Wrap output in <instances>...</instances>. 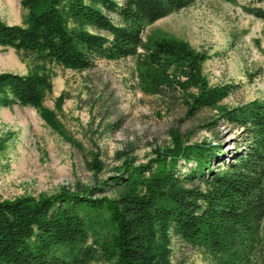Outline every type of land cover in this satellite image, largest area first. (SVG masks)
I'll list each match as a JSON object with an SVG mask.
<instances>
[{
	"label": "trees",
	"instance_id": "obj_1",
	"mask_svg": "<svg viewBox=\"0 0 264 264\" xmlns=\"http://www.w3.org/2000/svg\"><path fill=\"white\" fill-rule=\"evenodd\" d=\"M196 1L20 0L21 25L0 19V48L65 69L87 70L97 60L137 57L142 49L144 88L159 93L178 87L183 119L216 110L189 132L169 129V144L153 150L145 164L135 163L132 150L118 152L121 165L102 180L103 163L91 154L93 185L0 199V264H176L170 234L205 248L217 264H264V97L221 107L230 87L208 85L201 74L203 53L172 38L143 42L146 26ZM248 12L264 23V6ZM48 79L37 70L0 74V107L34 108L54 133L81 148L57 118L63 97L54 110L42 105ZM222 128L233 133L226 146ZM194 130L213 140L192 142Z\"/></svg>",
	"mask_w": 264,
	"mask_h": 264
},
{
	"label": "rangeland",
	"instance_id": "obj_2",
	"mask_svg": "<svg viewBox=\"0 0 264 264\" xmlns=\"http://www.w3.org/2000/svg\"><path fill=\"white\" fill-rule=\"evenodd\" d=\"M120 3L121 0H114ZM257 0H197L148 25L143 42L172 38L203 53L201 74L210 87L228 86L221 107L232 108L264 97V23L248 9L263 7ZM25 11L20 0H0V19L21 25ZM97 60L90 69L78 71L42 62L10 48H0V74L21 76L37 70L47 75L50 92L42 105L54 110L62 96L57 118L81 146L76 148L54 133L31 107H0V199L37 198L59 190L72 191L76 183L93 185L87 162L91 154L103 163L99 179H106L121 165L116 153L132 150L136 164H145L157 147L169 144V129L189 132L216 110H205L194 119H183L182 92L175 87L150 91L139 79L140 59ZM181 81L184 78H180ZM192 142L213 140L207 132L194 130ZM233 133L220 129L226 146ZM181 164V162H180ZM181 167L184 173L187 168ZM261 238L264 247V223ZM92 239L89 240L91 244ZM170 260L176 264H217L202 247H192L170 234ZM89 264H102L93 261Z\"/></svg>",
	"mask_w": 264,
	"mask_h": 264
}]
</instances>
